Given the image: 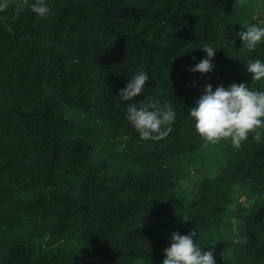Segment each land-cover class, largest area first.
<instances>
[{
	"label": "trees",
	"instance_id": "1",
	"mask_svg": "<svg viewBox=\"0 0 264 264\" xmlns=\"http://www.w3.org/2000/svg\"><path fill=\"white\" fill-rule=\"evenodd\" d=\"M45 2L0 13V264H162L193 230L215 264H264V135L206 144L188 114L208 84L264 91L246 68L264 42L237 37L264 0ZM208 45L212 71H190ZM147 96L176 113L163 139L126 118Z\"/></svg>",
	"mask_w": 264,
	"mask_h": 264
},
{
	"label": "clouds",
	"instance_id": "2",
	"mask_svg": "<svg viewBox=\"0 0 264 264\" xmlns=\"http://www.w3.org/2000/svg\"><path fill=\"white\" fill-rule=\"evenodd\" d=\"M236 2L243 3V0ZM12 5L18 10L30 7L31 12L38 18H44L50 13L45 0H34L31 5L29 0H0V13ZM237 37L242 41L244 48L252 53L264 42V26L249 25L244 31L238 32ZM202 51L206 57L190 71L206 74L213 69L211 61L216 50L208 45ZM246 68L252 82L264 79V62L260 59L250 60L246 63ZM148 80V74L144 71L135 74L131 82L118 93L119 99L131 102L133 98L143 95ZM188 114L194 121L197 135L206 144L215 145L230 141L231 145L239 150L250 135L256 142L264 135V91L251 90L245 83H233L228 88L218 85L213 91L212 86L208 84ZM175 117L176 113L170 102L161 106L160 101L151 96H147L139 108L134 103L127 107L126 118L141 140L165 138L172 131L171 125ZM197 235L196 230L187 235L172 233L171 244L164 250L165 258L162 264H215L213 251H204L193 239Z\"/></svg>",
	"mask_w": 264,
	"mask_h": 264
},
{
	"label": "rangeland",
	"instance_id": "3",
	"mask_svg": "<svg viewBox=\"0 0 264 264\" xmlns=\"http://www.w3.org/2000/svg\"><path fill=\"white\" fill-rule=\"evenodd\" d=\"M262 10H263V11H262ZM259 12H262V13L264 14V9L260 8ZM256 16L258 17V16H261V15H260V14H257ZM263 16H264V15H263ZM189 176H190V177H192V176H198V174H197V172L192 168V169L190 170ZM242 200H244V199L242 198Z\"/></svg>",
	"mask_w": 264,
	"mask_h": 264
}]
</instances>
